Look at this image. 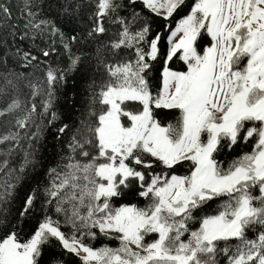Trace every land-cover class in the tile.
<instances>
[{"label":"snow or ice","instance_id":"1","mask_svg":"<svg viewBox=\"0 0 264 264\" xmlns=\"http://www.w3.org/2000/svg\"><path fill=\"white\" fill-rule=\"evenodd\" d=\"M0 21V264H264V0H0Z\"/></svg>","mask_w":264,"mask_h":264},{"label":"trees","instance_id":"2","mask_svg":"<svg viewBox=\"0 0 264 264\" xmlns=\"http://www.w3.org/2000/svg\"><path fill=\"white\" fill-rule=\"evenodd\" d=\"M21 2H22V0H21ZM19 15H20L19 11L18 10L15 11L14 12V18H13L11 23L17 24V21L15 20V17L19 16ZM24 23H25V21L23 19H21L18 22L19 31H17V34L15 36V42H16L17 46L22 47V48L27 50L29 48V46H30V40H28V39L21 40V33L26 31V29L23 28V24ZM11 30H12L11 28L7 27L6 25L3 24L2 21H0V40H4L6 38L7 43L9 45L13 44V37L11 35H8V33L11 32ZM35 43L38 44L41 47H44V46H46L47 43H51V38L49 37L47 39V41H45V40H36ZM56 47L58 49L60 48V45H59L58 42L56 44ZM2 51H3V47H2V45H0V53H2ZM33 51H34V54H35V50H33ZM53 59L54 60H58V62L60 64H65L67 62V58L64 55H60V56H55L54 55ZM71 83H72V79L70 77L69 81H68L69 86L71 85ZM163 111L168 112L170 110H163ZM170 119H174V116H168L165 119V122H167V120H170ZM51 140H52L51 129H49L48 133L46 134V141L47 142H51ZM52 147H53V145L51 143H48V147L44 149V152L49 157V159L52 158V153L50 151V149ZM233 155H236V153H233ZM221 159H223V157H221ZM229 159H231V157H229ZM41 178H43V173H41ZM217 203H218V201H217ZM212 207L214 208L215 204H213ZM104 242L108 243L109 246H111V247L117 246V242L116 241H104ZM99 243H100L99 241L96 242L97 246H99Z\"/></svg>","mask_w":264,"mask_h":264}]
</instances>
